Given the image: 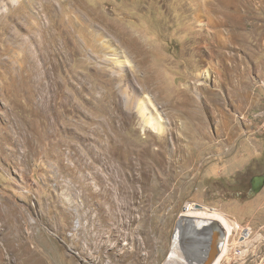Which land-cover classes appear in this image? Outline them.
<instances>
[{
  "label": "rangeland",
  "instance_id": "obj_1",
  "mask_svg": "<svg viewBox=\"0 0 264 264\" xmlns=\"http://www.w3.org/2000/svg\"><path fill=\"white\" fill-rule=\"evenodd\" d=\"M254 2L228 32L214 1L0 0V264H165L188 205L264 235V187L231 197L264 174Z\"/></svg>",
  "mask_w": 264,
  "mask_h": 264
},
{
  "label": "bare ground",
  "instance_id": "obj_2",
  "mask_svg": "<svg viewBox=\"0 0 264 264\" xmlns=\"http://www.w3.org/2000/svg\"><path fill=\"white\" fill-rule=\"evenodd\" d=\"M147 123L154 129H158V130L163 129L162 125L159 122L158 123L155 122V120L153 121L152 119H149L147 121ZM193 207H194V205H193ZM193 207H192V205H188V208H186L185 212L187 215L185 218L182 219V221L180 223L181 226L179 225L180 227L178 229V233H177L175 241H174V246H173L170 261L168 262V264L177 263V262H184L183 264H190V262H192V264H207V262H208V264L211 263V261H209V260L211 258H213V252L207 251V253L205 254L204 247H201V246L200 247L199 246L194 247L193 246V248L191 247V250H189L188 248H186L184 246L185 241L179 237V233L181 232L180 229H182V227H184V225H192V223L194 224V222L196 224L197 220L202 219V220L210 221L215 226L220 227L223 230V234H221V236H220V240L218 242L219 245H217L218 247L216 246V253L221 252L223 241L225 240L226 237L230 236L231 231H233L235 233L236 232L235 230L238 229L237 225H234L223 214H221L217 211H214L211 209H206V208H203L204 211L203 210L197 211V209H195ZM105 216H107V215H105ZM197 224H196V226H197ZM194 227H195V225L193 226V229H195ZM197 233H199L198 236L201 234L200 229L195 230L196 236H197ZM183 249H187V251H186L188 254L187 258L190 257V258H188L189 261L186 260L187 258L185 260H183L178 255L179 252L182 251ZM211 250L213 251V248ZM193 256L196 258L193 259ZM217 260H221V256L219 258H217ZM217 260H215L213 262V264H215V262Z\"/></svg>",
  "mask_w": 264,
  "mask_h": 264
},
{
  "label": "built area",
  "instance_id": "obj_3",
  "mask_svg": "<svg viewBox=\"0 0 264 264\" xmlns=\"http://www.w3.org/2000/svg\"><path fill=\"white\" fill-rule=\"evenodd\" d=\"M260 118L264 123V117L260 115ZM237 226L236 232L223 241L220 264H242L248 256L255 257L259 254L257 251L262 245L264 235L261 232L254 234L249 226Z\"/></svg>",
  "mask_w": 264,
  "mask_h": 264
},
{
  "label": "crops",
  "instance_id": "obj_4",
  "mask_svg": "<svg viewBox=\"0 0 264 264\" xmlns=\"http://www.w3.org/2000/svg\"><path fill=\"white\" fill-rule=\"evenodd\" d=\"M194 1L195 3L198 2L199 4H201L202 9L203 6L206 5V12L208 13H211V10L208 9L207 5L210 4L211 1H214L217 4L215 10L220 9L221 11H223L221 26L227 29L228 32H230L231 30L232 22L238 24V22H241L244 19V17H245V21L247 20L246 19L248 16L247 10L248 8H251L252 10L249 12H254L253 6L255 4L254 0H194ZM257 10H259L258 6H257ZM254 16H256V13L254 14ZM258 18L259 17L257 16L256 19ZM234 88H236V90H239V83H237V85H234Z\"/></svg>",
  "mask_w": 264,
  "mask_h": 264
},
{
  "label": "flooded vegetation",
  "instance_id": "obj_5",
  "mask_svg": "<svg viewBox=\"0 0 264 264\" xmlns=\"http://www.w3.org/2000/svg\"><path fill=\"white\" fill-rule=\"evenodd\" d=\"M261 175L262 174L255 175V177L250 179L248 184L244 183L242 186L235 189V191H237L238 193H236L235 196H231V197L241 199L243 196H246L249 193L256 192V190L259 189V187H260L257 181L259 179V176H261ZM263 187H264V185L260 188V190L256 194H258L263 189ZM237 194H241L242 197H238Z\"/></svg>",
  "mask_w": 264,
  "mask_h": 264
},
{
  "label": "water",
  "instance_id": "obj_6",
  "mask_svg": "<svg viewBox=\"0 0 264 264\" xmlns=\"http://www.w3.org/2000/svg\"><path fill=\"white\" fill-rule=\"evenodd\" d=\"M258 184H259V189H257L256 190V192H252V193H249L248 195H246L245 196V198H247V199H251L252 197H254L255 196V194L260 190V188L264 185V174H262L261 176H259V179H258ZM237 196L238 197H242V195L241 194H237ZM197 208H201V206L200 205H197ZM215 226V225H214ZM217 229V231H219V233H218V237H217V240H216V242H215V247L217 246V245H219L218 244V242H219V240H220V236H221V234H223V230L220 228V227H218V226H215ZM211 234V233H210ZM212 235V234H211ZM214 235V234H213ZM224 236V235H223ZM215 241V240H214ZM218 247V246H217ZM170 257H171V255H170ZM170 257H169V259H168V261L165 263V264H168V262L170 261Z\"/></svg>",
  "mask_w": 264,
  "mask_h": 264
}]
</instances>
